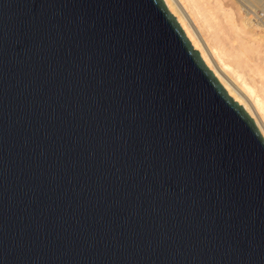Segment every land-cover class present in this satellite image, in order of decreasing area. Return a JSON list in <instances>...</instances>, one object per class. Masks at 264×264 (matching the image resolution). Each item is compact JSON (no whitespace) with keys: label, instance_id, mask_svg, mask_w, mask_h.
Listing matches in <instances>:
<instances>
[{"label":"water","instance_id":"obj_1","mask_svg":"<svg viewBox=\"0 0 264 264\" xmlns=\"http://www.w3.org/2000/svg\"><path fill=\"white\" fill-rule=\"evenodd\" d=\"M0 264H264V139L164 0H0Z\"/></svg>","mask_w":264,"mask_h":264},{"label":"bare ground","instance_id":"obj_2","mask_svg":"<svg viewBox=\"0 0 264 264\" xmlns=\"http://www.w3.org/2000/svg\"><path fill=\"white\" fill-rule=\"evenodd\" d=\"M164 2L208 70L240 104L264 139V29L252 27L236 1L239 20L232 10L223 9L222 0Z\"/></svg>","mask_w":264,"mask_h":264},{"label":"built area","instance_id":"obj_3","mask_svg":"<svg viewBox=\"0 0 264 264\" xmlns=\"http://www.w3.org/2000/svg\"><path fill=\"white\" fill-rule=\"evenodd\" d=\"M246 15L250 25L264 29V0H234Z\"/></svg>","mask_w":264,"mask_h":264},{"label":"rangeland","instance_id":"obj_4","mask_svg":"<svg viewBox=\"0 0 264 264\" xmlns=\"http://www.w3.org/2000/svg\"><path fill=\"white\" fill-rule=\"evenodd\" d=\"M222 3H223V9L225 10H232V12L237 16V19L239 20L240 19V12H239V9H238V5L234 2V0H222ZM240 11H241V14L242 16H244L243 14V11L241 10L240 8ZM220 19L223 20L224 17L222 15V12H220V15H219ZM258 37L255 35V38Z\"/></svg>","mask_w":264,"mask_h":264}]
</instances>
